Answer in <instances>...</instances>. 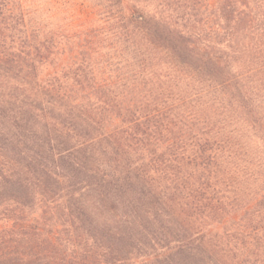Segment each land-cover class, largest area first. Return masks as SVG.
<instances>
[{
    "label": "trees",
    "instance_id": "trees-1",
    "mask_svg": "<svg viewBox=\"0 0 264 264\" xmlns=\"http://www.w3.org/2000/svg\"><path fill=\"white\" fill-rule=\"evenodd\" d=\"M26 2L0 0V264H264V0H100L106 34Z\"/></svg>",
    "mask_w": 264,
    "mask_h": 264
},
{
    "label": "rangeland",
    "instance_id": "rangeland-1",
    "mask_svg": "<svg viewBox=\"0 0 264 264\" xmlns=\"http://www.w3.org/2000/svg\"><path fill=\"white\" fill-rule=\"evenodd\" d=\"M129 4L144 6L146 11L159 12L164 11V15H168V11L165 7L167 0H127ZM201 0H197L200 2ZM100 0H27L26 6L32 7L37 5L39 8L38 15L42 21L45 31L53 30L55 32H68L71 28L77 25L75 29H79L78 26L81 22L86 20H94V28L98 31L105 32L110 31L111 26L103 25L94 16V5L98 4ZM199 19V16L195 18ZM70 21L73 24L70 26ZM181 23V22H179ZM183 23V22H182ZM198 23H196V26ZM74 25V26H73ZM82 25V24H80ZM92 27L91 25L89 28ZM72 30H74L72 28ZM107 45L115 46V43H104ZM130 46L125 44L124 47Z\"/></svg>",
    "mask_w": 264,
    "mask_h": 264
}]
</instances>
